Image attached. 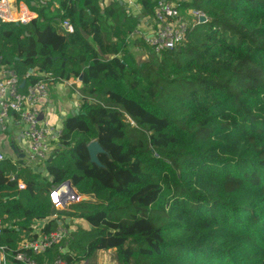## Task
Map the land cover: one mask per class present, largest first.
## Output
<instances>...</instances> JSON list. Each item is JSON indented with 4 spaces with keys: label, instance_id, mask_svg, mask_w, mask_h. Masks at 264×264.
I'll return each mask as SVG.
<instances>
[{
    "label": "trees",
    "instance_id": "obj_1",
    "mask_svg": "<svg viewBox=\"0 0 264 264\" xmlns=\"http://www.w3.org/2000/svg\"><path fill=\"white\" fill-rule=\"evenodd\" d=\"M16 1L36 18L0 24V68L23 89L81 76L83 104L43 163L49 177L0 165L8 260L82 264L112 251L119 264H264V0L181 3L207 22L159 55L130 39L153 23L151 0H137L143 18L117 1ZM67 182L81 202L59 211L50 196ZM65 219L88 225L83 245L68 233L40 254L23 247Z\"/></svg>",
    "mask_w": 264,
    "mask_h": 264
},
{
    "label": "built area",
    "instance_id": "obj_2",
    "mask_svg": "<svg viewBox=\"0 0 264 264\" xmlns=\"http://www.w3.org/2000/svg\"><path fill=\"white\" fill-rule=\"evenodd\" d=\"M117 1V0H114ZM155 3L153 23L145 20L142 25L130 36V39L143 38L145 44L151 51L159 55L160 53L177 48L184 43L187 35L198 25L199 19L205 17L201 12L194 10L190 5L183 6L181 3L190 0H151ZM45 0H39L44 5ZM126 2V11L130 12V0ZM22 2L14 3L12 0H0V24L14 22L26 24L36 16L31 13ZM12 12L19 17L14 19ZM144 20V19H143ZM207 20V19H206ZM146 23H149L148 25ZM60 29L65 33H72L73 29L67 22L60 24ZM148 30V31H147ZM29 75V74H27ZM49 78V75H45ZM21 81L18 76L8 68H0V131L7 133L12 124V115L18 118L21 129L18 138L26 142L28 150L24 161L25 166L39 165L44 163L50 154V135L46 126H42L38 120L39 105L48 96V85L40 79L33 84L20 88ZM25 85V84H24ZM23 89V90H22ZM0 155V162L3 161ZM22 189L23 185H19ZM56 208V207H55ZM56 210H60L56 208ZM55 218V216H53ZM1 230V225H0ZM68 231L60 227L55 233L39 236L35 242L25 243L23 247L33 251L35 254L43 253L51 245L62 241ZM17 261H24L33 264L29 260H24L22 255L15 257ZM7 251L0 246V264H8ZM53 264H64L56 261Z\"/></svg>",
    "mask_w": 264,
    "mask_h": 264
},
{
    "label": "crops",
    "instance_id": "obj_3",
    "mask_svg": "<svg viewBox=\"0 0 264 264\" xmlns=\"http://www.w3.org/2000/svg\"><path fill=\"white\" fill-rule=\"evenodd\" d=\"M112 1L114 0H102L100 5H108ZM119 1L126 6L125 1L127 0H117V2ZM130 1L132 5L129 6V13L143 18L145 13L142 11L137 0ZM54 7L56 8L57 4ZM12 15L14 19L19 17L15 12H12ZM143 26L148 28L145 25V20L142 21ZM82 104L78 81L70 80L68 82L54 83L49 86L47 98L39 105L38 120L42 126H46L48 129L51 138L50 145L52 147L56 143V138L61 131L64 120L73 116L76 112L78 113ZM20 129L21 125L18 122V118L12 115V124L10 125L9 132L2 133L0 131V155L4 159L0 163L6 164V162H11L12 165L18 164L25 166L24 161L28 147L26 142L17 136ZM30 167L36 169V171L38 168L45 170L43 163L31 165ZM19 185L22 184L19 183ZM37 226H40V224L38 223Z\"/></svg>",
    "mask_w": 264,
    "mask_h": 264
},
{
    "label": "rangeland",
    "instance_id": "obj_4",
    "mask_svg": "<svg viewBox=\"0 0 264 264\" xmlns=\"http://www.w3.org/2000/svg\"><path fill=\"white\" fill-rule=\"evenodd\" d=\"M12 1L14 3L17 2L16 0H12ZM45 1H48V0H45ZM140 29L144 30L143 27H140ZM0 165H3V163H0ZM5 165L7 167L12 166L11 162H6ZM13 167L15 168L14 172L18 170L17 165H13ZM25 167L31 170L30 166H25ZM87 199L88 198H86V200ZM70 204L71 202H67L66 205L60 210L65 209V207H67ZM64 224L66 225L65 227H67L68 233L72 236L71 237L72 240L76 243H79L80 245H83L84 242L86 241L87 234L89 231L88 225L82 220H70V219H65ZM64 251H66V248L64 249ZM8 264H12V263L9 261ZM82 264H119V262H118V259L115 253L110 251V252H98L91 259H89L87 262H84Z\"/></svg>",
    "mask_w": 264,
    "mask_h": 264
},
{
    "label": "water",
    "instance_id": "obj_5",
    "mask_svg": "<svg viewBox=\"0 0 264 264\" xmlns=\"http://www.w3.org/2000/svg\"><path fill=\"white\" fill-rule=\"evenodd\" d=\"M119 4H122V2L119 1ZM200 21V24H204L207 22L206 18L205 17H201L199 19ZM147 25L149 23H146ZM34 73V70H29L28 71V74H32ZM78 81L80 82L81 81V76L78 78ZM25 82L22 81L21 84H20V88H22L24 86ZM77 114V112H76ZM86 150H87V153H88V156H89V159H90V162L97 165V166H100V163L98 161V155L100 154H103L104 151L103 149L98 145L97 142L95 141H92L90 142L87 146H86ZM53 159V157H52ZM52 159H50L49 161H51ZM37 173H44L47 177H49L48 173L42 169V168H38ZM75 192L74 190L71 188L70 186V183L67 182V183H64L62 184L61 186L55 188L50 196L51 198V202L52 204L54 205V207L56 208H59V204L63 201H65V203L67 202H71L72 203H78V202H81V201H78V202H73L71 201L72 197L74 196ZM86 199H83L82 201H84ZM58 225H60V223L58 222Z\"/></svg>",
    "mask_w": 264,
    "mask_h": 264
},
{
    "label": "bare ground",
    "instance_id": "obj_6",
    "mask_svg": "<svg viewBox=\"0 0 264 264\" xmlns=\"http://www.w3.org/2000/svg\"><path fill=\"white\" fill-rule=\"evenodd\" d=\"M71 201L78 202V201H80V198L76 194H74V196L72 197ZM65 205H66L65 201H63V202H61L59 204L58 207H59V209H62Z\"/></svg>",
    "mask_w": 264,
    "mask_h": 264
}]
</instances>
